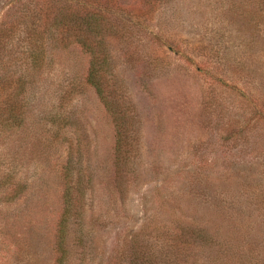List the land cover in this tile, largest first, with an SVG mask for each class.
Segmentation results:
<instances>
[{
  "label": "rangeland",
  "instance_id": "rangeland-1",
  "mask_svg": "<svg viewBox=\"0 0 264 264\" xmlns=\"http://www.w3.org/2000/svg\"><path fill=\"white\" fill-rule=\"evenodd\" d=\"M101 1L130 31L101 70L109 107L86 49L48 41L63 1L0 0V112L24 118L0 137L19 190L0 189V264H263L264 0Z\"/></svg>",
  "mask_w": 264,
  "mask_h": 264
},
{
  "label": "trees",
  "instance_id": "trees-1",
  "mask_svg": "<svg viewBox=\"0 0 264 264\" xmlns=\"http://www.w3.org/2000/svg\"><path fill=\"white\" fill-rule=\"evenodd\" d=\"M65 6L55 5L51 6L50 10L46 11V34L49 36L48 41L62 44L63 40L71 41L73 44L80 45L83 49H86L87 53L91 57L90 69L88 75V81L96 88L97 93L102 98V100L109 107V103L112 102L108 90L110 87V82L105 80L100 76L101 70L109 61V54L111 51L110 44L112 42L123 41L126 39L130 33L129 29L127 30L124 26L121 27L125 19L121 14H117L114 11H108L103 7V2L101 0H61ZM70 1L76 3L74 8L67 6ZM143 5H151L152 7L159 3L160 0H140ZM100 7V8H98ZM109 7V4L106 6ZM104 8V9H103ZM70 9V10H68ZM30 15L33 11H29ZM26 17V16H25ZM12 26L8 25L6 22L5 25L0 27V53L5 46H2L1 43L7 37H11L10 30ZM30 33H32L30 31ZM62 37V39H61ZM26 42L27 46L31 47L29 49L31 56L34 57V64L36 67H39V63L43 61L37 51L32 49L35 46V43L39 44L34 38H22ZM47 43V42H46ZM126 45V44H125ZM115 51V49H114ZM53 53V51H52ZM43 56V54H42ZM128 56V55H127ZM125 54V57H127ZM130 60V56H128ZM20 62L17 59L11 60L5 70L13 68V63ZM14 73V72H12ZM16 76V73H14ZM100 76V77H99ZM12 81V80H11ZM6 80H0V99L4 98L2 91H8L13 82H10L9 86ZM22 87V86H20ZM18 87V88H20ZM112 89V87H111ZM18 90V89H17ZM115 97L118 98L116 93ZM18 99L11 98L8 102L6 99L2 102L5 113L0 112V115L7 114L2 120L7 121L5 127H0V137L6 135L8 132L18 128L20 123L23 122V111L22 107L18 104ZM122 112L127 113V108L121 107ZM127 115V114H124ZM12 179V178H10ZM12 187L10 196L6 199L13 200L18 195V187L13 184V181H8L0 184V189L2 187H7V184ZM4 184V185H3ZM199 237L205 239L206 243H209L210 238L208 236L207 229L195 228ZM148 256H141L137 254L136 264H149L146 260ZM247 259V256H245ZM149 259V258H148ZM146 260V261H145ZM241 261V257L238 260ZM264 264V261H263Z\"/></svg>",
  "mask_w": 264,
  "mask_h": 264
}]
</instances>
